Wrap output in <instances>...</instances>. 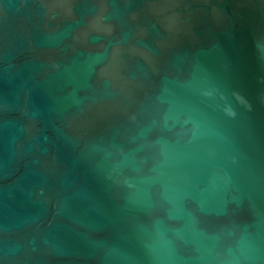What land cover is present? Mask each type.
Listing matches in <instances>:
<instances>
[{"label":"water","instance_id":"water-1","mask_svg":"<svg viewBox=\"0 0 264 264\" xmlns=\"http://www.w3.org/2000/svg\"><path fill=\"white\" fill-rule=\"evenodd\" d=\"M0 264H264V0H0Z\"/></svg>","mask_w":264,"mask_h":264}]
</instances>
